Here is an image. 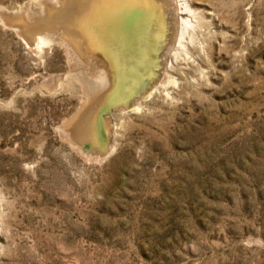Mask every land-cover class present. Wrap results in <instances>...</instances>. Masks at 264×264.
Segmentation results:
<instances>
[{
	"label": "rangeland",
	"instance_id": "1",
	"mask_svg": "<svg viewBox=\"0 0 264 264\" xmlns=\"http://www.w3.org/2000/svg\"><path fill=\"white\" fill-rule=\"evenodd\" d=\"M44 1L0 0V264H264V0H162L163 89L103 152L65 133L92 67L19 27Z\"/></svg>",
	"mask_w": 264,
	"mask_h": 264
},
{
	"label": "bare ground",
	"instance_id": "2",
	"mask_svg": "<svg viewBox=\"0 0 264 264\" xmlns=\"http://www.w3.org/2000/svg\"><path fill=\"white\" fill-rule=\"evenodd\" d=\"M41 8L42 15L19 27L39 45L45 42V36L36 34L40 29L59 26L72 50L92 67L91 73L75 75L85 101L65 125V133L78 147L89 139L103 152L110 137L103 112L119 108L107 115L115 121L121 112L137 107L146 92L163 89L157 77L173 38L167 6L162 0H47ZM161 43L165 47L157 52Z\"/></svg>",
	"mask_w": 264,
	"mask_h": 264
},
{
	"label": "water",
	"instance_id": "3",
	"mask_svg": "<svg viewBox=\"0 0 264 264\" xmlns=\"http://www.w3.org/2000/svg\"><path fill=\"white\" fill-rule=\"evenodd\" d=\"M167 32H168V30H167ZM164 47H165V44L164 43H161V46L159 47V49L157 50V52L162 51Z\"/></svg>",
	"mask_w": 264,
	"mask_h": 264
}]
</instances>
